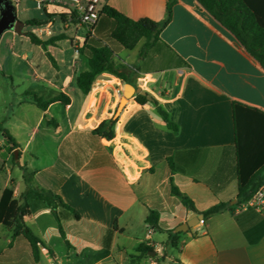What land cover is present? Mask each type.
Segmentation results:
<instances>
[{"label": "crops", "instance_id": "obj_1", "mask_svg": "<svg viewBox=\"0 0 264 264\" xmlns=\"http://www.w3.org/2000/svg\"><path fill=\"white\" fill-rule=\"evenodd\" d=\"M167 2L101 0V6L132 20L163 22ZM37 10L50 15V22L31 27V33L42 41L65 39L46 49L35 45L55 59L57 68L49 76L34 70L30 88L14 99L11 116L6 113L14 87L0 84V125L17 143L12 147L4 136L0 139V201L7 188L13 187L16 198L25 191V169L37 186L59 196L79 218L62 207L30 201L25 224L40 239V260L24 236L14 238L13 230L0 224V264H264V217L238 204L233 113L235 103L264 113L260 62L197 0H177L170 23L142 61L145 39L115 57L127 66L128 82L105 72L83 95L76 79L89 65L80 50L90 30L110 42L112 21L104 18L88 27L69 22L64 6ZM33 19L47 16L26 21ZM24 28L21 35L12 32L14 43L18 36L29 39ZM0 76L14 82L1 68ZM127 84L154 98L178 132L167 128L151 102L139 104L137 93L117 116ZM118 86L123 87L120 98ZM28 93L45 101L64 95L67 101L42 110ZM111 119L116 120L113 139L94 133ZM173 188L190 198L197 211H190ZM220 204L234 209L177 231L194 213ZM151 211L159 213L162 231L149 234Z\"/></svg>", "mask_w": 264, "mask_h": 264}, {"label": "trees", "instance_id": "obj_2", "mask_svg": "<svg viewBox=\"0 0 264 264\" xmlns=\"http://www.w3.org/2000/svg\"><path fill=\"white\" fill-rule=\"evenodd\" d=\"M197 1L215 20L231 32L264 68V0ZM176 3L177 0H168V17L163 22H156L148 18L132 20L117 10L109 6H104L98 22L104 18L112 21L114 29L110 36V42H104L98 39L93 34V31H89L88 37L80 50V53L88 60L89 70L77 76L76 85L78 90L83 95H88L96 78L105 72L113 74L125 82H128L124 73L127 66L117 63L115 57L121 50L134 49L142 39H145V46L139 55V60L142 61L146 57L148 51L160 40L163 30L170 23L172 11ZM46 16L47 19L44 20H29L25 23V26L32 28L43 27L50 22L49 18L51 16L47 13ZM62 18L65 20V16H62ZM71 23L78 24L79 20L74 18ZM24 35L28 37L34 45L41 46L44 49L65 39L63 36H58L42 41L31 32L25 33ZM48 58L53 67L57 68L55 59L50 54H48ZM27 95L29 96V100L42 110H47L48 106L55 101L64 103L67 101V97L64 95L47 101L35 93H28ZM148 97V94H139L136 101L141 105L151 102L162 117L167 128L173 132H178L179 127L172 122L168 112L161 107L154 98L149 99ZM233 113L238 153V204L242 205L248 202L256 190L264 184V113L240 103L234 104ZM115 124L116 120L114 119L103 122L94 133L111 140L115 136L113 129ZM0 133H2L12 147H17V143L10 132L5 130L1 125ZM169 162L171 165L170 160ZM23 178L26 189L19 198L15 197L13 187L4 190L0 201V224L13 230L14 238L24 236L32 246L35 260L39 261L40 250L38 243L40 239L37 238L25 224V217L30 213L29 202L33 200L40 201L53 208L62 207L72 212L76 218H79V215L75 210L66 205L59 196L37 186L34 182L33 174H29L25 169ZM172 192L175 196L184 198V203L190 211H197L193 201L180 192L179 189L173 188ZM233 209V207L225 204L211 207L202 213L204 222L213 215ZM57 218L60 223V233L65 239L66 235L61 225L60 218L58 216ZM159 218L158 212L151 211L146 218V222L157 231H162L159 227ZM142 250L145 251L147 249L142 247Z\"/></svg>", "mask_w": 264, "mask_h": 264}, {"label": "rangeland", "instance_id": "obj_3", "mask_svg": "<svg viewBox=\"0 0 264 264\" xmlns=\"http://www.w3.org/2000/svg\"><path fill=\"white\" fill-rule=\"evenodd\" d=\"M17 16L20 21L26 23L27 18H45V12L37 10V0H22V2L15 4ZM25 8L27 14L25 13ZM31 32V27L26 26L24 28V34ZM70 58H74L73 50L70 51ZM0 68L5 72L12 74L14 82L11 80H4L3 76H0V84L13 86L10 102L11 107L7 110L6 116H11L13 111H16L15 100L21 96V93L28 90L31 86L32 77L34 76V70H38V73L50 75L53 66L51 61L43 54L42 50L31 43L29 39L18 36V42L14 43L12 40V32L4 34L0 42ZM62 68L63 65H62ZM2 133H0V139H3ZM0 158H4V155L0 152Z\"/></svg>", "mask_w": 264, "mask_h": 264}, {"label": "built area", "instance_id": "obj_4", "mask_svg": "<svg viewBox=\"0 0 264 264\" xmlns=\"http://www.w3.org/2000/svg\"><path fill=\"white\" fill-rule=\"evenodd\" d=\"M14 5L18 4L21 0H12ZM61 5L69 10V22L74 18H77L80 23L94 27L100 18L102 11L101 0H38L37 8L42 10L48 6ZM40 33H43V29H39ZM48 33V32H47ZM117 97H121L123 94V87L118 86L115 90ZM245 208H251L264 217V184L261 185L253 194L251 199L244 203ZM200 223H204L201 220ZM155 231L154 227H148V233L151 234Z\"/></svg>", "mask_w": 264, "mask_h": 264}, {"label": "water", "instance_id": "obj_5", "mask_svg": "<svg viewBox=\"0 0 264 264\" xmlns=\"http://www.w3.org/2000/svg\"><path fill=\"white\" fill-rule=\"evenodd\" d=\"M25 23L20 21L17 16L16 7L12 0H0V42L7 32H16L21 35L23 33V28ZM134 93L146 95V92L141 89L135 90L134 87L130 84H127L125 87L124 95L120 101V104L117 109V116L122 112L124 106L126 105L129 98L133 96ZM151 99V97H148ZM204 220L202 214L194 213L190 220L177 228L178 232L187 231L191 228H196L197 225ZM154 254V253H153Z\"/></svg>", "mask_w": 264, "mask_h": 264}]
</instances>
